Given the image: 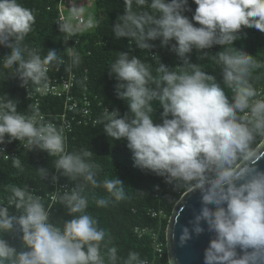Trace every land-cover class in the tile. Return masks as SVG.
I'll return each mask as SVG.
<instances>
[{
    "label": "clouds",
    "instance_id": "obj_1",
    "mask_svg": "<svg viewBox=\"0 0 264 264\" xmlns=\"http://www.w3.org/2000/svg\"><path fill=\"white\" fill-rule=\"evenodd\" d=\"M134 2L139 9H147L134 11L133 0H125L124 13L112 28L114 37L132 39L136 48L148 51L155 47L150 41L159 40L161 47L170 46L180 67L170 68L155 55L154 76L151 65L138 56L119 52L108 75L117 81V96L127 101V111L123 115L119 109L106 111L103 132L114 141H127L134 166L175 188L199 192L200 208L182 227L181 246L207 231L211 238L203 264H260L264 258V171L246 162L253 158L257 140H264V98L251 82L256 61L233 42L243 28L264 33V0H193L196 8L191 19L185 15L192 11L189 0ZM34 21L31 10L18 0H0V46L10 50L0 57V65L11 70L26 89L29 83L44 82L48 67L60 60L55 49L42 57L22 44ZM58 26L60 32L72 31L70 23ZM217 45L221 50L214 55L204 51ZM193 49L198 58L220 65L223 88L216 76L191 62ZM69 55L74 66L80 63L77 53ZM225 88L232 90L231 97ZM153 102L163 109L156 119ZM17 107L16 99L5 93L0 96V145L19 141L27 151L58 156L54 169L59 176L79 183L59 198L72 217L63 220L62 228L50 222L49 210L27 186H8L7 205L0 202V233L19 231L22 245L18 249L0 238V264H106V259L117 264L115 246L101 251L107 234L96 218L86 214L89 201L82 193L88 185L102 187L119 201L125 195L123 181L98 180L100 168L91 161L90 151L67 152L62 129L45 122L38 112L26 115ZM12 165L23 170L19 156H12ZM38 170L45 179L49 176L47 169ZM59 176L53 175L52 181ZM96 203L103 207L107 200ZM123 264L147 262L130 250Z\"/></svg>",
    "mask_w": 264,
    "mask_h": 264
},
{
    "label": "trees",
    "instance_id": "obj_2",
    "mask_svg": "<svg viewBox=\"0 0 264 264\" xmlns=\"http://www.w3.org/2000/svg\"><path fill=\"white\" fill-rule=\"evenodd\" d=\"M18 3L31 10L35 17L30 32L22 41L23 45L36 50L42 57L47 55L49 49H55L60 59H67L68 53L65 45L69 42L72 51L81 58L80 63L75 66L71 59L67 60V64L62 66L61 70L64 71L69 63L71 70L77 75L76 86L81 91L85 87L86 94L93 100L92 109L98 123L95 127L78 128L69 140L67 152L82 149L90 151L91 161L98 164L100 168L98 180L120 178L124 183L122 187L125 195L119 201L112 198L102 187L94 188L88 185L82 193L89 201L86 214L96 218L98 226L107 234L105 242L101 245L102 253H106L107 248L115 246L118 256L117 264H123L130 250L138 252L141 259L145 261H156L150 235L157 233L159 240L164 244V256L157 260L156 264H168L165 248L167 222L175 204L189 190L184 187L175 188L172 185L166 187L164 178L134 166L132 153L126 146L127 141H114L103 132L102 109L106 108L109 111L119 109L121 115L127 111V101L117 96L115 87L117 81L108 75L110 65L115 61L119 52L128 51L130 56H138L143 62L151 65L154 76L158 66L155 55H159L161 62L166 66L175 67L176 70L180 67L178 57L169 50L170 46L161 47L159 40L150 41L155 47L148 51L136 48L135 41L132 39L114 37L112 28L117 18L124 13L125 0H92V7L85 8L84 16L86 20L93 22V26L80 33L59 31L56 0H18ZM189 7L192 11L185 12V15L191 19L196 8L193 0H189ZM132 9L142 11L146 10L147 6L139 9L133 0ZM233 46L245 51L256 61L258 67L252 69L251 82L257 94L260 92L264 95V33L254 28H243L239 33V38L233 42ZM233 46L225 45L224 47ZM220 50V46L217 45L204 51L214 55ZM9 51L0 46V57ZM233 51H235L234 48ZM198 55L193 49L190 54L191 62L200 64L204 71L216 76L217 82L223 88L220 65L207 57L200 59ZM56 64L57 62H53L49 67L53 68ZM49 77L50 73L41 84L47 82ZM36 86L38 85L29 83L27 88ZM25 89L18 78L11 76V70L0 65V96L5 93L10 98L16 99L18 101L17 111L31 115L34 110L32 103L25 98ZM225 92L231 97V89L225 88ZM153 108V118L156 119L163 109L158 102H153ZM62 109L61 101L44 100L38 112L44 115H57L62 112ZM261 142L262 140H257L253 146L254 150ZM18 156L23 170L13 167L12 159L6 162L0 161V202L7 205L8 197L11 195L8 190L9 185L22 188L27 186L28 191L40 197L45 208L49 210L50 222L62 228L63 220H70L72 217L67 215V210L60 203L59 198L52 205L49 201V195L53 192L52 176H59L54 169V162L57 158L41 150H24ZM40 168L48 170L49 176L46 179L39 172ZM56 182L70 187H75L79 183V181H69L63 176H59ZM99 199L107 200V204L103 207L97 206L96 201ZM9 210L19 215L14 207H10ZM149 210L162 211L164 217L160 220L152 219L148 215ZM135 229L146 230L148 235L138 237L134 233ZM21 236L22 233L19 231L0 233V238L7 240L18 249L22 245ZM106 264H109L107 259Z\"/></svg>",
    "mask_w": 264,
    "mask_h": 264
},
{
    "label": "built area",
    "instance_id": "obj_3",
    "mask_svg": "<svg viewBox=\"0 0 264 264\" xmlns=\"http://www.w3.org/2000/svg\"><path fill=\"white\" fill-rule=\"evenodd\" d=\"M56 2L58 10L57 24L67 22L76 30L75 32H83L85 20L83 15L77 13V11L91 8L92 0H56ZM68 13L71 15L67 16ZM71 32H74V30L68 31L67 33ZM65 49L68 53L67 59L61 58L55 67H48L47 74L50 73L48 81L36 87L25 89V98L32 103L35 112H38L40 104L44 100H59L62 102L63 109L60 114L44 115L38 113L45 122H51L57 128L63 130L66 138L65 150L67 151L69 140L78 128L95 127L98 121L92 109L93 100L86 94L85 87L83 91H81V89L76 86L77 75L71 70L69 63L64 71L61 70V67L67 64V60L71 59L69 53H73L69 42L65 45ZM84 81L86 82V79ZM258 96L264 98V95L260 92ZM98 106H100V104H98ZM102 111L104 115L108 110L103 108ZM24 150L25 149L19 141L6 143L0 146V151H2L0 152V161H9L12 159V156H18ZM55 157L58 158V156ZM165 184L166 187L169 186V184ZM52 188L53 192L49 195L51 205L60 198L65 190H70L73 187L53 182ZM148 215L150 218L156 220H160L164 217L162 211L149 210ZM134 233L138 237L148 235L146 230L140 229H135ZM150 240L155 259H162L164 256V244L159 240V235L157 233L151 234ZM156 261L146 262L147 264H156Z\"/></svg>",
    "mask_w": 264,
    "mask_h": 264
},
{
    "label": "water",
    "instance_id": "obj_4",
    "mask_svg": "<svg viewBox=\"0 0 264 264\" xmlns=\"http://www.w3.org/2000/svg\"><path fill=\"white\" fill-rule=\"evenodd\" d=\"M247 166L264 171V140L254 150L253 158L246 162ZM199 192L187 191L173 207L165 230V248L168 264H203V252L208 246L211 235L205 231L199 237H193L181 246L180 235L183 226L188 225L193 212L199 210ZM251 251V250H249ZM238 254L243 255L241 249ZM260 264H264V258Z\"/></svg>",
    "mask_w": 264,
    "mask_h": 264
},
{
    "label": "rangeland",
    "instance_id": "obj_5",
    "mask_svg": "<svg viewBox=\"0 0 264 264\" xmlns=\"http://www.w3.org/2000/svg\"><path fill=\"white\" fill-rule=\"evenodd\" d=\"M77 13L83 15V18H84V20H85L84 29L93 26V22H92V21H88V20H86V18H85V16H84V15L86 14V11H85V10H79V11H77ZM70 15H71L70 13L67 14V16H70ZM69 22H70V21H69ZM72 30L76 31L73 27H72Z\"/></svg>",
    "mask_w": 264,
    "mask_h": 264
}]
</instances>
